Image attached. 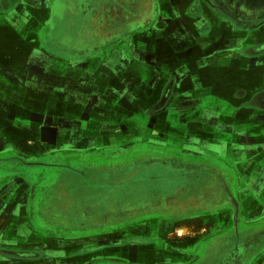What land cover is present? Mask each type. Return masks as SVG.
<instances>
[{
	"label": "crops",
	"instance_id": "obj_1",
	"mask_svg": "<svg viewBox=\"0 0 264 264\" xmlns=\"http://www.w3.org/2000/svg\"><path fill=\"white\" fill-rule=\"evenodd\" d=\"M168 81L196 104L146 111ZM261 89L264 25L235 28L205 0H0V247L39 255L0 262L108 264L91 244L148 243L142 235L157 219L150 239L175 254L168 264L222 258L234 229L255 231L247 264H264V98L251 103ZM104 161L121 175H107L98 200L70 196L51 175L60 165L97 171ZM143 161L185 180L173 187L167 175L166 193H157L135 180ZM206 173L213 184L204 190ZM134 198L153 205L124 212ZM186 211L196 213L176 219ZM44 215L78 238L51 240L52 251L50 240L44 251L42 241L20 247L17 237L43 235Z\"/></svg>",
	"mask_w": 264,
	"mask_h": 264
},
{
	"label": "rangeland",
	"instance_id": "obj_2",
	"mask_svg": "<svg viewBox=\"0 0 264 264\" xmlns=\"http://www.w3.org/2000/svg\"><path fill=\"white\" fill-rule=\"evenodd\" d=\"M97 6H99V5H97ZM7 30L8 29H6L4 27L3 31H7ZM34 36L35 35H33V36L30 35V37H28V42H30V44H32L34 46H36V45L40 46V44H38V42H37L36 36L35 37ZM20 39L23 40L22 38H20ZM14 40H15V38L13 37L12 33H9L8 38H6L7 43L11 44ZM82 48H84V47H82ZM169 84H170V81H168L167 83L166 82L163 83V85H162V82L160 83L159 88H158L157 93H156V96H155L154 100L150 104L147 105V107L145 108L146 111H148L149 109H153V108L155 109L157 106H159L162 103L164 91L169 86ZM162 134H164V133H162ZM56 163L58 164V162H56ZM61 164H65V162L61 163ZM112 165H113V163H110L109 161H104V162H102V165H100L98 167L99 169H97V171L92 170V172L90 170L82 168L81 166L75 167V166L70 165L67 167H61V165H60L58 168H56V170L54 169V171L51 172V175L55 178V182L58 183V186H60L61 188L66 187L68 189V191H70V193H68L70 196H73V192L75 191L78 196L81 195L82 197H84V201L90 202V200H91L90 196H92L94 199H97V197H99L100 194L101 195L103 194L102 192H105V193L107 192L106 187L109 186V183H107V182L109 181L108 179H110V177L107 178L108 174H109V176H112L113 178L119 179L121 174L118 176V178H117L116 174L113 175V172H116L118 167L114 168ZM39 168L40 167H35L34 170L35 169L37 170ZM44 170L47 171L48 169L44 168ZM175 170L176 169H174L173 167H170L167 169L165 167L160 166L157 168V167H154L152 164H148L145 161H143L140 165V172L142 175H139V177H135L136 178L135 180L140 184L144 183L145 185L142 184L143 186H147L150 189H154V191L157 193H158V191L161 190L162 194H165L166 193L165 190H167V189H165L164 187H165V184L167 183V181H169V177L167 175H170V179L172 178V180L170 181V184L173 187H174V185L175 186L180 185L179 181L185 180V178H181V179L173 178L174 175H171V174L182 175V173H180L179 170H176V171ZM48 171H50V170H48ZM128 171H131V168L124 165V172L128 173ZM203 177H205L206 179H209V174L206 173L205 176L203 175ZM127 179H129V178H127ZM187 180H188V177H187L186 181ZM142 181H144V182H142ZM198 185H200V184H198ZM208 185L211 186L210 183L207 182L204 185H202L201 188L206 190ZM188 190L190 191V189L185 188L184 191H181L182 195H185L184 198L186 200L190 199V198H188V196L191 192H189ZM181 193H179V194L181 195ZM141 194H143V192H141ZM197 195H199V194H197ZM201 196H204V194H200L198 197H201ZM161 201H162V203L164 202L162 199H161ZM199 201H201V200L198 199V202ZM125 202L127 204H125L124 212H126V210L128 209V206H127L128 204H129V206H131V209H128L129 212L132 210L138 209V208L152 207V205H153V204H151V202H149V201L147 202V199L141 200V198L128 199ZM190 202L195 204L197 202V199H191ZM96 205L97 204H95L94 207ZM162 206H164V205H162ZM84 207H86V206H84ZM153 212L154 211L151 210L149 212V215H152ZM194 213H196V211H186L183 213L180 212L179 215L176 216V219L177 220L185 219L187 217H190ZM136 214H137V212L134 213L133 216H135ZM49 217H50V219H52V215H49ZM44 218L47 220V222L44 220L43 224H41V226L38 227L40 232L43 235L42 236L40 235L41 237H38V235L36 234V235H33L32 238H30V237L29 238L28 237H26V238L17 237L18 239L16 241L20 245V247H22L23 245H28L29 242L42 241V242H38V245H39V247H42L40 249L42 251H44V250H46V248H44L43 246L47 245L48 243L46 244V242L48 240H50L48 245L50 246V250L52 251V250H56L57 246L55 245V243L53 244L51 240H55V239L63 240V239L78 238V236L76 234L65 232L63 230V228H61L60 226L57 227V225L49 224L48 223L49 218L46 217L45 215H44ZM158 222H159V220H157V219L149 220V224L147 227L148 229L145 231V235H142V238L149 241L148 243H144V244L154 246L155 249H159L158 253L149 254L145 249H143L144 247L141 245V248L139 247V251H138L137 255L133 254L134 244L131 243L130 241H127L129 236L124 237V239H123L124 242L121 241L119 243L120 249L117 251L108 250V249L105 251L103 246L100 245L98 242L96 244H91L90 249L92 251H95V253H98L99 254L98 256L101 255L102 259H108V264H168L169 260H173V261L176 260L175 254L172 251H169L170 248H168V246L165 245L164 243L154 244L151 242V239H150V235H151L150 233L152 230L151 228L156 227L157 225H155V224H157ZM253 234H254V231H252L250 233V235H253ZM243 236H249V232L246 234H243ZM260 237L262 238V236H260ZM261 238L258 237V239H261ZM41 239H43V240H41ZM197 243H198V241L193 242L191 244V246L194 247ZM162 248H164L166 251L165 250L160 251ZM10 251L14 252L17 250L4 248L5 253L0 254V260L4 261V262L7 260H11L10 258L14 255L9 253ZM22 251H29V250H22ZM100 251H101V253H100ZM102 251H105L106 253H108L105 255L107 258H104V254ZM29 252H31V251H29ZM42 254L47 255L45 252H42ZM25 256H28V257L32 256L31 258L38 259L37 257L39 255L35 254L33 252V253H29V255H25ZM113 261H116V262H113ZM218 261H219V259L218 260L214 259L213 255L209 254V256L205 259V262L203 264H218L217 263ZM4 262H0V264H4ZM23 264H25V262H23Z\"/></svg>",
	"mask_w": 264,
	"mask_h": 264
},
{
	"label": "flooded vegetation",
	"instance_id": "obj_3",
	"mask_svg": "<svg viewBox=\"0 0 264 264\" xmlns=\"http://www.w3.org/2000/svg\"><path fill=\"white\" fill-rule=\"evenodd\" d=\"M209 7L218 13L221 17L224 18L230 25L234 26L235 28H243L251 30L252 28H260L264 25V0H205ZM237 94V92H235ZM246 93V91H245ZM235 94V95H236ZM264 98V89L259 90L257 93L254 94L251 103H254L256 99L262 100ZM197 100H180V97L175 90L172 82L170 81L169 86L166 88L162 103L157 106L152 112H156L161 110L162 108H173V109H184L193 107ZM201 101L202 100H198ZM264 104V100L262 101ZM187 167L193 169L196 168V164L192 162H187ZM181 165V164H180ZM204 168V167H203ZM204 178L205 182H209L210 185L212 181V177L209 176V179ZM211 180V181H210ZM203 182V184H205ZM253 230H248L244 234L249 232V236H242L238 229H234V237L235 239L230 242L232 243V248L223 255L222 258L219 259L217 262L218 264H247V262L251 259L252 255L254 254V247H255V231L253 235L250 233ZM134 244V248L139 245H143L145 242H138V241H130ZM224 241H220L215 243L217 246H221L227 243H223ZM213 248L214 246H210ZM9 251V250H8ZM5 253L4 248L0 247V254ZM9 253L13 254L10 259L14 261H28L34 258L25 256L29 255V251H10ZM205 260L202 261V264Z\"/></svg>",
	"mask_w": 264,
	"mask_h": 264
},
{
	"label": "bare ground",
	"instance_id": "obj_4",
	"mask_svg": "<svg viewBox=\"0 0 264 264\" xmlns=\"http://www.w3.org/2000/svg\"><path fill=\"white\" fill-rule=\"evenodd\" d=\"M183 229H184V228H183ZM190 230H191V229H190ZM186 231H187V230H186V229H184L182 232H183V233H185ZM186 234H187V233H186Z\"/></svg>",
	"mask_w": 264,
	"mask_h": 264
}]
</instances>
